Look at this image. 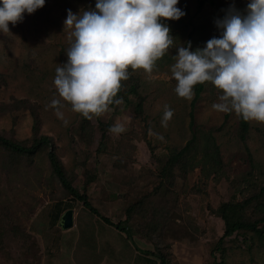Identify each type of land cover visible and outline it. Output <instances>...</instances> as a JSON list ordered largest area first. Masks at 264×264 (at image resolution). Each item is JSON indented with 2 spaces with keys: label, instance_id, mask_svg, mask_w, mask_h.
Instances as JSON below:
<instances>
[{
  "label": "rangeland",
  "instance_id": "obj_1",
  "mask_svg": "<svg viewBox=\"0 0 264 264\" xmlns=\"http://www.w3.org/2000/svg\"><path fill=\"white\" fill-rule=\"evenodd\" d=\"M199 2L180 0L177 6L185 15L161 19L174 44L151 75L129 68L124 94L117 98L121 105L90 121L65 103L67 126L48 107L59 99L55 70L67 62L70 47L64 22L68 10L79 16L95 10L97 0H45L34 13L25 12L22 22H9L7 34L0 31V133L27 146L35 135L51 138L32 156L0 144V208L6 213L9 206L6 224H19L24 232L0 239V264H101L104 258V264H163L146 250L160 253L166 264H264V237L254 232L237 233L217 248L225 228L217 209L264 186V124L249 121L243 138L239 116L212 107L222 94L214 84L203 83L192 105L195 91L191 100L178 97L171 73L178 47L191 42L196 51L221 38L216 21L233 6L247 17L251 0H209L200 9ZM138 102L140 114L134 111ZM165 105L174 113L167 128L161 124ZM117 122L126 128L119 135L109 132ZM195 132L216 137L222 174L207 176L197 167L175 179L160 176L169 151L184 146ZM51 147L72 185L99 213L127 226L132 238L68 192L53 171ZM68 208L74 209L75 223L64 230L59 216ZM257 214L253 207L245 211L249 218Z\"/></svg>",
  "mask_w": 264,
  "mask_h": 264
},
{
  "label": "clouds",
  "instance_id": "obj_2",
  "mask_svg": "<svg viewBox=\"0 0 264 264\" xmlns=\"http://www.w3.org/2000/svg\"><path fill=\"white\" fill-rule=\"evenodd\" d=\"M180 0H97L95 10L76 15L68 10L64 22L70 47L67 62L55 70L54 85L59 99L48 107L65 126V103L88 120L105 115L117 99L129 68L151 75L156 62L174 44L170 28L161 19L179 20L185 13ZM45 0H2L0 31L8 33L9 22H22L24 13H34ZM249 14L241 18L230 8L216 21L221 38L207 41L196 51L178 47L171 67L177 81L178 97L191 100L197 84L211 82L221 91L212 107L235 112L245 121L264 124V0H251ZM173 110L165 105L161 124L167 128ZM126 131L120 122L109 129L119 135ZM151 133V129L149 130ZM160 139H163L161 136Z\"/></svg>",
  "mask_w": 264,
  "mask_h": 264
},
{
  "label": "trees",
  "instance_id": "obj_3",
  "mask_svg": "<svg viewBox=\"0 0 264 264\" xmlns=\"http://www.w3.org/2000/svg\"><path fill=\"white\" fill-rule=\"evenodd\" d=\"M209 0H200L199 9L203 6L204 3ZM131 92L137 91L136 86H131ZM195 95L192 100V105L196 103V101L200 98L201 92L203 91V84H197L194 88ZM124 94L123 89L121 88L118 96L119 98ZM32 107V106H30ZM143 110L142 102H138L135 106L134 111L137 113H141ZM38 112L33 109V115L35 116V121L39 119L37 116ZM192 120L194 119V112L191 111ZM240 121V133L244 138L249 129V121L243 120L242 117L239 116ZM84 126V125H82ZM36 129V127H35ZM51 143V138L48 135H35L33 138V142L31 145H24L15 139L12 136L7 135V133H0V144L6 149L17 153L19 155H27L32 156L34 153H37L43 146H49ZM219 144L216 142V137L212 134V132H208L203 138L198 136L195 132L194 135L187 143L181 148L171 149L168 153V158L162 164L160 168V176L167 177V175L175 179L177 175L186 176V174L194 170L197 167H200L203 174L209 176L211 173H215V175L222 174V157L220 155ZM49 159L53 168V171L58 175L64 187L68 190V192L78 199L82 200L86 206H90L93 212L97 213L103 219L115 225L117 228L121 230H125L128 232L129 237L132 238L131 231L121 222L114 223L110 217H107L101 213L97 209L92 206L91 201L89 200L88 195L83 192L81 193L77 187L73 186L70 182V179L63 168L60 158L51 147L48 151ZM132 205V204H131ZM128 207V214L130 215L132 212V206ZM253 207L258 214L253 218H249L245 216V211ZM11 208L7 206V211L4 213L5 208H0V215H3V218L0 217V239L3 241V238L8 237L9 234H24L22 228L19 224H6L8 214L10 213ZM220 217L224 221V232L222 236L218 240L217 248L220 249V244L228 237L233 238L235 234H246L248 232H254L261 238L264 237V186L260 187V189L254 193H250L249 196L245 197L241 201L237 200H228L224 201L221 206L217 209ZM61 212H59V215ZM4 236V237H3ZM27 239V234L24 236ZM26 241L24 240L23 243ZM24 246V245H23ZM140 249V247H138ZM144 251V250H143ZM144 252L153 253L156 256H160L162 258L163 264H166L167 260L160 253H156L152 250H146Z\"/></svg>",
  "mask_w": 264,
  "mask_h": 264
},
{
  "label": "water",
  "instance_id": "obj_4",
  "mask_svg": "<svg viewBox=\"0 0 264 264\" xmlns=\"http://www.w3.org/2000/svg\"><path fill=\"white\" fill-rule=\"evenodd\" d=\"M59 224L63 229H68L74 225V209H66L60 216Z\"/></svg>",
  "mask_w": 264,
  "mask_h": 264
},
{
  "label": "crops",
  "instance_id": "obj_5",
  "mask_svg": "<svg viewBox=\"0 0 264 264\" xmlns=\"http://www.w3.org/2000/svg\"><path fill=\"white\" fill-rule=\"evenodd\" d=\"M61 216V215H60ZM60 216H59V219H60ZM75 216V215H74ZM74 220H75V217H74ZM75 223V222H74ZM71 228V227H70ZM70 228H68V229H70ZM68 229H64V230H68ZM105 260H106V258H104V260L101 262V264H104L105 263Z\"/></svg>",
  "mask_w": 264,
  "mask_h": 264
}]
</instances>
